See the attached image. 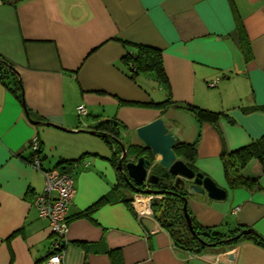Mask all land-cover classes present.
<instances>
[{
    "label": "crops",
    "instance_id": "crops-1",
    "mask_svg": "<svg viewBox=\"0 0 264 264\" xmlns=\"http://www.w3.org/2000/svg\"><path fill=\"white\" fill-rule=\"evenodd\" d=\"M138 44L160 49L163 77L129 69L123 56ZM1 60L16 71L0 63V264H36L52 251L49 220L33 204L44 187L29 162L33 136L42 168L76 163L60 264H264V246L248 237L200 253L174 246L153 216L140 219L127 202L137 191L110 193L119 181L113 150L88 132L116 118L121 137L161 117L194 143V167L227 192L187 195L191 215L224 235L250 228L264 237V173L254 189L230 187L221 159L264 140V0H0ZM185 105L219 115L200 121Z\"/></svg>",
    "mask_w": 264,
    "mask_h": 264
},
{
    "label": "trees",
    "instance_id": "trees-1",
    "mask_svg": "<svg viewBox=\"0 0 264 264\" xmlns=\"http://www.w3.org/2000/svg\"><path fill=\"white\" fill-rule=\"evenodd\" d=\"M238 40L244 57L246 60L251 58L249 42L242 31V28L238 26ZM138 49L136 53L127 52L123 59L128 65L130 70L134 73L143 70L153 69L159 76H164V69L161 59V51L158 48L146 45L138 44ZM0 63L7 65L4 60ZM1 76V74H0ZM20 99H22L21 95ZM165 102H153V105L162 106ZM185 108L192 111L196 118L200 121H214L218 117V112H213L201 107H196L193 105H185ZM27 111V108H25ZM31 115V113H30ZM124 125L118 121L116 118H108L99 121L95 126V133L103 136L109 143L113 150L112 161L114 166L118 171V184L112 188L110 193H115L118 190V185L124 190L132 191H144L145 185H137L133 188L130 183L125 179L124 173L117 168V163L122 154V149L119 148L118 143L121 141L120 132ZM131 150V151H130ZM174 153L177 159L183 160L192 170L199 172L193 165V160L195 159V145L194 143H185L182 141H177L173 145ZM42 144L40 142V153L42 154ZM136 155V157L141 155H148L151 160L153 156L148 149H144L138 145L131 144L127 149V155ZM132 155V156H133ZM135 157V158H136ZM221 159L223 163L224 175L228 181L230 187L243 186L248 189H254L259 185V180L261 175L264 173V140L262 138L245 144L239 148L230 151H223L221 153ZM30 160V159H29ZM125 162V158H124ZM253 162H256L255 168L253 167ZM67 166L74 163V161L64 162L61 161L58 165L59 167L63 164ZM251 171V174L246 173L247 170ZM139 188V190H138ZM147 188H158L164 190H173L176 193H165L160 195L156 199V203H152L153 217L158 222V224L168 232L174 246L184 249L194 253H200L205 251L210 247L217 245H235L242 238H252L256 243L264 246V237L253 231L246 235H239L242 229L232 231L227 235L221 234L217 231L212 230L210 227L201 225L190 213L188 207L187 211L190 215L192 221V227L194 234L188 228L185 216L183 214V203L184 199L182 196H187L185 190H179L173 188L172 184L165 180L160 181L158 185L148 184ZM146 188V189H147ZM109 200L108 195L104 196L97 203L93 204L88 210H92L101 201ZM131 198L127 199L130 203ZM228 239V241H224ZM116 250H111L109 253L113 257Z\"/></svg>",
    "mask_w": 264,
    "mask_h": 264
},
{
    "label": "water",
    "instance_id": "water-1",
    "mask_svg": "<svg viewBox=\"0 0 264 264\" xmlns=\"http://www.w3.org/2000/svg\"><path fill=\"white\" fill-rule=\"evenodd\" d=\"M9 69L11 71H16L11 66ZM26 115L28 116V111H26ZM30 121L39 123V121L32 119H30ZM48 124L60 127L54 123L49 122ZM88 132L91 134L95 133L94 130H88ZM135 133L139 142H132L131 144L148 149L153 156V160H151L148 155H141L136 158L134 157V159L130 161L124 162V158L127 157V150L123 142L120 141L122 155L117 163V167L124 173L125 179L133 188L145 183L158 185L160 181L167 180L172 184L173 188L179 190L184 189L187 195L204 194L206 192L212 199L221 200L225 198L227 193L225 188L219 186L211 177L201 172H195L183 160L176 158L173 145L179 141V138L168 129L161 117L138 126ZM156 168L160 169L159 173L156 172ZM144 192L154 195L176 193L173 190L169 191L158 188H147ZM182 197L184 199L183 214L188 228L194 234L192 221L187 211V196ZM157 198H153L152 203H156ZM251 232L252 229L245 228L234 238ZM224 241L227 242L228 239ZM213 245L215 246V244Z\"/></svg>",
    "mask_w": 264,
    "mask_h": 264
},
{
    "label": "built area",
    "instance_id": "built-area-1",
    "mask_svg": "<svg viewBox=\"0 0 264 264\" xmlns=\"http://www.w3.org/2000/svg\"><path fill=\"white\" fill-rule=\"evenodd\" d=\"M216 81L217 78L208 82V86H215ZM76 112L79 116L85 115L84 104L78 105ZM28 147L31 151L29 162L33 167L40 169L44 177V187L34 195L33 204L39 216L49 220L50 231L54 236L51 253L36 264H60L65 256L64 246L69 228L68 210L75 192L73 170L76 163L69 166L64 163L60 167L42 168L39 138L33 136L28 142ZM144 185V189H146L148 183ZM158 196L160 197V195L149 194L144 191H137L133 194L130 204L140 219L153 216L152 200Z\"/></svg>",
    "mask_w": 264,
    "mask_h": 264
},
{
    "label": "rangeland",
    "instance_id": "rangeland-1",
    "mask_svg": "<svg viewBox=\"0 0 264 264\" xmlns=\"http://www.w3.org/2000/svg\"><path fill=\"white\" fill-rule=\"evenodd\" d=\"M127 131V130H126ZM124 135L125 136H121V142H123L126 150L128 149L129 145L132 143V142H139L138 138L136 137V133L134 132H124ZM119 145V148H121L120 146V143H118ZM122 149V148H121ZM131 151V150H130ZM134 153H131L130 152V155L128 157L125 158V161H130L131 159H134V157H136V155H133ZM133 155V156H132ZM133 194V193H132Z\"/></svg>",
    "mask_w": 264,
    "mask_h": 264
},
{
    "label": "flooded vegetation",
    "instance_id": "flooded-vegetation-1",
    "mask_svg": "<svg viewBox=\"0 0 264 264\" xmlns=\"http://www.w3.org/2000/svg\"><path fill=\"white\" fill-rule=\"evenodd\" d=\"M128 156H129V155H127V157H128ZM155 170H156L157 173L160 172V169H159V168H156Z\"/></svg>",
    "mask_w": 264,
    "mask_h": 264
}]
</instances>
